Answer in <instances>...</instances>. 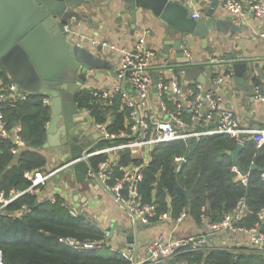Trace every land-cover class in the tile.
Here are the masks:
<instances>
[{
    "label": "trees",
    "instance_id": "trees-1",
    "mask_svg": "<svg viewBox=\"0 0 264 264\" xmlns=\"http://www.w3.org/2000/svg\"><path fill=\"white\" fill-rule=\"evenodd\" d=\"M178 71L175 70L176 74ZM0 75L10 81L1 66ZM253 82L264 86V82L256 77ZM25 92L24 100L0 103L5 126L11 131L7 138L0 136V193L6 197L11 191L28 189L32 181L25 173L45 172L47 163L41 150L51 115L49 104L43 102L48 97L39 92ZM73 100L78 108L89 110L95 120H104L108 114L86 88L77 90ZM125 118V113L114 114L115 123L110 128H122ZM16 126L20 127L18 135L24 143L23 148H18L13 140L12 129ZM237 143L229 135L217 134L192 139L191 143L181 140L158 144L138 184L140 200L156 205V216L151 221L157 220L162 212L176 219L185 211L199 222L202 209L208 221H218L244 197L248 211L240 224L252 227L257 223L264 234V218L260 217L264 210V143L257 148L254 141L244 140L238 162L246 175L245 183L233 170L231 153ZM12 148H18L16 154L11 152ZM177 156H183L185 160L176 163ZM184 189H192L190 198ZM55 197L56 201L51 203L27 191L0 211V250L4 264H130L120 254L109 250L100 227L81 213L70 215L62 206L63 199L58 195ZM23 205L30 211L16 215ZM58 237L101 244L79 251L60 244ZM175 260L187 264H264V249L250 252L244 248L211 247L204 251L183 252Z\"/></svg>",
    "mask_w": 264,
    "mask_h": 264
},
{
    "label": "built area",
    "instance_id": "built-area-1",
    "mask_svg": "<svg viewBox=\"0 0 264 264\" xmlns=\"http://www.w3.org/2000/svg\"><path fill=\"white\" fill-rule=\"evenodd\" d=\"M172 1V0H171ZM199 1V0H196ZM225 10L232 16L244 19L247 14L254 18L264 17V0H224ZM192 18H199L200 13L194 12ZM64 30L70 34L69 24L64 25ZM149 31H144L134 42L132 49H124L108 41L90 39V43L98 48L99 52H108L119 55L114 70V85L109 88L92 89V97L103 108L108 110L104 120H95L89 110H85L92 118V132L97 135L95 139L98 147H89L81 157L61 164L48 172H26L25 176L31 178V186L24 191H11L8 197L0 193V211L23 193L34 190L45 183L58 171L84 160L87 163L86 178L96 181L107 190L115 203L126 210L132 220L142 224H149L156 216V205L144 203L140 200L138 184L143 179V173L152 159L153 149L161 143L174 141H188L200 139L202 136L226 134L244 143L249 139L255 142L256 147L264 143V127L259 129L243 128L239 125L234 112L228 109L222 97L214 90H205L203 84L197 81L186 83L182 79L180 66L175 60L163 57L147 43ZM264 38V31L259 33ZM80 44V43H78ZM183 56L190 58L188 47H184ZM179 69L178 74L175 70ZM156 74L155 88L153 86ZM232 69L213 78L214 85L223 84L234 75ZM192 84V87L188 85ZM253 94L257 101L264 104V89L261 84L253 85ZM27 93L15 87L11 81H5L0 75V103L7 100H24ZM49 104V98L43 101ZM125 113V122L122 128L111 129L114 125V114ZM19 126L12 129L13 140L18 148H23L24 143L18 135ZM0 112V136L7 138L10 135ZM18 148H12L13 154ZM185 158L175 157L176 163L181 164ZM233 170L245 183L246 175L241 174L235 166ZM264 179V171L262 173ZM45 200L53 203L55 196ZM62 206L69 214L76 216L78 212L69 203L63 202ZM27 205H23L16 213L29 212ZM248 211L244 197L237 201L234 209L223 215L218 221H208L204 209L201 210L200 222L206 225L207 231L197 236H185L165 241L159 236L147 245L145 260L138 261L134 247L129 246L122 250H111L120 254L130 264H154L175 260L179 254L186 251H204L211 247V236L217 234H244L248 236V245L244 250L254 252L264 249V234L260 232L256 223L252 227L240 224ZM187 213L181 212L175 219L180 222ZM264 218V210L260 212ZM167 212L158 215V219H169ZM58 242L72 249L85 251L100 246V242L79 241L73 237H58ZM0 264H4L0 250ZM189 264H206L189 263Z\"/></svg>",
    "mask_w": 264,
    "mask_h": 264
},
{
    "label": "crops",
    "instance_id": "crops-1",
    "mask_svg": "<svg viewBox=\"0 0 264 264\" xmlns=\"http://www.w3.org/2000/svg\"><path fill=\"white\" fill-rule=\"evenodd\" d=\"M176 1V0H172ZM178 1V0H177ZM192 13L199 12L200 17L205 8H211L214 0H183ZM224 0H219L215 8V15H223V19L234 17L224 8ZM125 0H90L79 5V11L84 21L69 22L70 34L73 40L86 46L98 59L105 62V67L87 72V79L81 81L80 88L92 89L109 88L114 85V70L118 57L117 53L106 52L102 54L98 48L90 43V39L108 41L124 49H132L135 39L148 30L147 43L161 54L163 32L165 27L159 18L150 12L137 9L135 28H131V15ZM234 23L241 27L235 33L215 32L208 37L206 45L200 40L194 41L190 49V63L202 65L207 73L203 83L205 90H214L219 94L225 106L232 110L237 117L239 125L243 128L259 129L264 127V104L250 95L253 91V77L264 82V38L259 36L264 31V17L254 18L250 13L244 19L234 17ZM175 60L173 54L168 56ZM239 64L244 82L233 76L223 84L214 85L213 78ZM246 71V72H245ZM245 73V74H244ZM182 79L185 80L182 74ZM263 89L264 86L262 85ZM79 88V89H80ZM78 89V90H79ZM41 153L46 157L45 172L51 171L63 164L65 157L59 156L57 148H42ZM88 180V179H87ZM90 180V179H89ZM88 190H80L81 183L74 178L72 166L58 171L45 183L39 185L34 193L40 200L58 195L63 201L69 203L78 213L100 227L105 233V242L109 250H122L129 246L134 247L138 261L148 256L147 245L163 237L169 241L178 237L197 236L204 234L207 229L204 223L196 222L190 215H186L180 222L175 219H157L149 224L140 221L132 222L128 212L119 207L111 194L96 181ZM73 190H78L73 194ZM87 217L92 219L89 220ZM210 245L214 248H244L248 245V236L244 234H217L211 236ZM112 252V251H111ZM174 264H187L183 260H174Z\"/></svg>",
    "mask_w": 264,
    "mask_h": 264
},
{
    "label": "water",
    "instance_id": "water-1",
    "mask_svg": "<svg viewBox=\"0 0 264 264\" xmlns=\"http://www.w3.org/2000/svg\"><path fill=\"white\" fill-rule=\"evenodd\" d=\"M89 1L0 0V66L18 89L39 92L49 98L51 115L42 148H57L60 157L67 156L63 164L81 157L97 138L91 129V116L78 108L73 97L81 81L87 79V72L105 67V62L86 46L75 42L63 27L71 21H84L79 5ZM125 1L126 8L131 6L129 12L132 29L136 26L137 9L159 18L165 27L160 52L163 57L174 55L186 83L194 80L203 84L207 73L204 66L190 63V58L183 56L185 46L196 40L206 45L211 33H235L241 29L234 23V17L223 19V15H215L219 0H214L213 6L205 8L204 14L197 19L191 17L192 11L183 0ZM233 69L235 79L244 82L245 76H241L238 63L233 65ZM155 84L156 74L154 88ZM249 94L254 96L253 91ZM188 141L191 143L192 139ZM242 146V143H237L231 157L244 175L238 162ZM70 166L77 182L87 180V163L84 160ZM191 190L184 189L188 198L192 196ZM72 193L77 194L78 190ZM87 218L92 221L90 217ZM168 263L174 264V260Z\"/></svg>",
    "mask_w": 264,
    "mask_h": 264
},
{
    "label": "rangeland",
    "instance_id": "rangeland-1",
    "mask_svg": "<svg viewBox=\"0 0 264 264\" xmlns=\"http://www.w3.org/2000/svg\"><path fill=\"white\" fill-rule=\"evenodd\" d=\"M80 138H82V137H80ZM93 146H94V147H98V146H100V145H97V144H96V141L94 140V141H92V142L90 143L89 147H93ZM66 158H67V156L63 159V161H65ZM91 183H92V181H88V180L82 182V183H81V186H80V190H83V191L88 190L89 187L92 185Z\"/></svg>",
    "mask_w": 264,
    "mask_h": 264
}]
</instances>
